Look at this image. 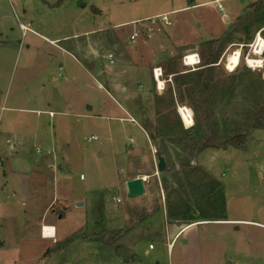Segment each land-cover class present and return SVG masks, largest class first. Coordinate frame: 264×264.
Instances as JSON below:
<instances>
[{
  "label": "rangeland",
  "instance_id": "rangeland-1",
  "mask_svg": "<svg viewBox=\"0 0 264 264\" xmlns=\"http://www.w3.org/2000/svg\"><path fill=\"white\" fill-rule=\"evenodd\" d=\"M260 5L264 13V0H0V41L9 42L0 46V134L17 130L31 137L22 151L6 157L9 168L0 166V264H125L116 257L120 249L129 252L130 264L156 257L166 262L168 208L189 213L194 221L172 243L188 242L189 256L213 258L216 264H230L232 258L243 264L253 256L254 264H264V130L249 132L247 116L236 115L248 133L245 151L210 148L191 161L175 144L189 128L178 108L189 105L179 100L165 73L174 63L183 73L196 71L199 67L183 65L184 57L198 55L201 66L206 45L248 14L251 22L234 33L216 68V80L225 82L222 90L229 84L232 89L228 76L248 69L247 56L264 60L248 47L263 30L261 20L252 24L260 12L249 14ZM163 15L171 26L161 24ZM19 25L31 32L22 37ZM260 34L264 38V31ZM51 39L64 52L50 45ZM236 49L242 56L229 71L224 64ZM154 68L163 73L161 90L152 78ZM43 73L46 105L36 90ZM245 77L252 82L247 70ZM27 90L31 100L21 102ZM221 91L215 97L223 110L215 108L212 117L220 139L221 120L239 109L234 96ZM156 151L166 162L162 173ZM187 163L195 168L181 170ZM135 179L144 181L145 192L131 198L126 183ZM12 188L23 194L14 195ZM28 192L30 207L23 199ZM222 219L236 222L238 230ZM44 222L56 226L53 241L41 240L30 227L41 230ZM116 234L121 235L114 245L100 240ZM67 242L60 255L46 256ZM132 255L141 262H133Z\"/></svg>",
  "mask_w": 264,
  "mask_h": 264
},
{
  "label": "trees",
  "instance_id": "trees-1",
  "mask_svg": "<svg viewBox=\"0 0 264 264\" xmlns=\"http://www.w3.org/2000/svg\"><path fill=\"white\" fill-rule=\"evenodd\" d=\"M262 8L263 5H260L249 14L253 17V15L260 12L255 17L252 24L261 20V23H263L261 27L263 30L261 32L263 33L264 13L261 11ZM248 16L247 14L241 21L236 22V25L228 34L206 45L207 52L204 58L205 62L199 66L196 71L183 73L175 63L168 65L169 67L166 68V75L173 78L175 89L179 92V100L181 102H187L189 109L193 112L192 125L184 130L182 135L175 139L177 148L183 150L191 161H196L203 151L210 148L227 149L233 147L237 150L245 151L248 133L242 132L243 126L236 122V115L244 113L247 116L246 119L250 121L248 123L249 132L264 130V82H247L245 75L246 70L248 75V69H244V73L240 75L231 74V76H228L227 81H230L234 86L232 89H230L229 84L224 86L222 90V85L225 82L216 80L218 77L216 68H218L217 64L220 57L226 47L232 43V36L234 33L240 30V27L244 25L243 23L245 21L246 23L251 22L248 21ZM182 89L184 90L180 93ZM218 91L223 92L225 95L234 96V101L239 106L238 111H235L232 116L221 120L225 130L222 139L218 138L217 122L215 123L212 121V117L215 116L213 112L214 109L216 108L215 110L218 111L219 107L221 111L223 110V107L219 106V98L215 97V93ZM181 99H183V101ZM156 154L160 155L162 153L156 151ZM194 168L195 167L189 163L180 166L181 170ZM172 174L173 172H170V175ZM165 190L167 191L166 187ZM166 218L169 225H176L177 223L186 225L188 222H194L191 220L192 217L189 213H183L179 210L170 208L166 211ZM220 221H225V219ZM120 235H103L100 240L105 244H114L119 240L118 238ZM68 244L70 243L61 244L59 247L48 251L46 256H51L60 252V250L65 248ZM117 248L118 247H116V249Z\"/></svg>",
  "mask_w": 264,
  "mask_h": 264
},
{
  "label": "crops",
  "instance_id": "crops-1",
  "mask_svg": "<svg viewBox=\"0 0 264 264\" xmlns=\"http://www.w3.org/2000/svg\"><path fill=\"white\" fill-rule=\"evenodd\" d=\"M25 13V11L23 12ZM28 32H31L30 30ZM32 34H34V32H32ZM21 36H22V32H21ZM48 43L52 46H54L55 48L61 50L64 52L63 48L61 47H58L57 44L59 43L57 39H51V40H47ZM9 42L6 41H0V46H3V47H8L9 45H7ZM22 46V45H20ZM26 50L28 51L30 46L26 45ZM51 56H48L47 55V58H50ZM74 57V56H73ZM80 58V57H79ZM62 68H59L58 70L60 71ZM41 81L39 82V87L41 88V90H39L38 88L36 89L37 91H39V95H38V98L37 100L38 101H41L42 103H44L45 105L49 103V100H48V97L46 98V96L44 95V91L46 90V84L47 83H44L43 81V78H44V73L38 77ZM0 83H4L0 81ZM1 89L0 88V93H1ZM29 91L27 90V92L23 93L22 96L20 97V101L23 102V101H26L27 103L30 102L31 100V96L29 97ZM53 98L55 99L56 97L53 96ZM18 99V98H17ZM17 99H16V102H17ZM19 106H25L26 104L24 103H19L18 104ZM1 110H4L3 107L0 108ZM16 109V108H15ZM13 111H20V112H25L26 110L24 109H16V110H13ZM130 122H134V120H129ZM21 133H19V131H15V132H12L11 130L8 132V133H5V134H0V161L3 163L2 166L6 165L8 168H9V164H7L5 162L6 160V157H8L7 159L9 160L11 157L15 156V154L19 151H22L24 148H23V145L22 143H25L27 138H30L31 137H28V136H24V135H19ZM16 135H19V136H16ZM7 136V137H6ZM1 166V165H0ZM6 167V168H7ZM0 190H4L3 188H1ZM11 191L14 193V195L16 193L18 194H23L22 193V190L21 189H18V188H12ZM27 196L26 198H23L25 201H27L29 203V207L31 205V196H30V193H26ZM23 205V204H22ZM10 208H12L13 210V207L11 206ZM43 215L42 216H45V212L46 210H43ZM45 214V215H44ZM165 217V216H164ZM166 219V218H165ZM221 223L223 225H226V226H232L231 229L233 228L234 231H237L238 230V226L237 225H232L233 223H236V222H232V220H225V221H221ZM41 228H51L50 230H48L49 234L52 235L53 234V231L55 229V237L57 236V229H56V226L55 225H52L51 222H44L41 224ZM33 227L34 228V231L36 234L35 236H40L41 240H47V241H53V238H48L49 236H46L45 234L44 235H40L41 234V230H40V226L38 228V226L36 227V224L35 225H30V227ZM165 231H164V239H162L163 241V246H167L169 247L170 251H166L168 255L171 254V259H168L166 262H160V258L159 257L157 259V257L155 258V260H146L143 264H216L215 261L213 260V258H209V259H203L201 257L199 258H196L194 256H189L188 253H187V250H188V242H185L182 238H180V240H177V243L176 245H173L172 243L174 242V240H176L177 237H180V236H183V232L184 230L186 229V226L185 225H180L179 227H177V225H169L167 223V221H165V227H164ZM119 240H117L118 242ZM116 242V243H117ZM115 244V243H114ZM113 244V245H114ZM149 249V248H148ZM176 249L175 253H174V250ZM125 252L126 254V258L123 259L121 257H118L116 255V257H118L119 259L123 260L125 262V264H130L129 263V259L130 257L128 256L129 255V252H127L125 249H121ZM150 251H154L155 248L153 247L152 249H149ZM64 251V250H63ZM62 251L56 253L57 255H60ZM114 255H115V252H114ZM258 253L256 254L255 256V259L258 258ZM136 255H132V259L133 257H135ZM137 258V256H136ZM250 258V260H249ZM232 259H235L237 261L236 264H238V259L237 258H232ZM253 260H254V257L251 256H246L244 258V261H243V264H252L253 263ZM153 261V262H151ZM231 261V259L229 260ZM133 262H138L140 263L141 262V259L140 257L138 258V261H135L133 260ZM254 264V263H253Z\"/></svg>",
  "mask_w": 264,
  "mask_h": 264
},
{
  "label": "built area",
  "instance_id": "built-area-1",
  "mask_svg": "<svg viewBox=\"0 0 264 264\" xmlns=\"http://www.w3.org/2000/svg\"><path fill=\"white\" fill-rule=\"evenodd\" d=\"M216 3H217V9H218L220 12H224L225 9L222 7V5L219 3V1H216ZM160 19H161L160 22H161V24H163L164 27H169V26H171V22L169 21L168 16L163 15L162 17H160ZM19 28H20V31L22 32V37H24V34H25L27 31H29L27 28H25V27L22 26V25H19ZM137 36H138V35H137L136 33H134V34L130 37V40H131V41H134L135 38H136ZM146 38H147V39H151V38H152V31H151V30H148V33H147ZM259 40H262V41L264 42V38L261 36L260 32H258V33L255 35L252 44H249V45H248V47L251 49L252 55H253V56H256V57H258V55H257L256 53H257L258 51H260V47H259V49H257ZM241 46H242V45H239L238 47L240 48ZM243 46H244V45H243ZM236 52L239 53V60H240V58H241V56H242V51L236 49L235 51L232 52V55H233L234 53H236ZM263 53H264V45H263V49H262V51H260V55H259V56H263ZM191 56H195V57H196V59H197V63H195L194 65H189V66H188V65H187V61H186V59H188V58L191 57ZM107 59L109 60V63L112 64V56H111V55H108V56H107ZM249 59H251V58L248 57V56L245 58L246 65H247V63L249 62V61H248ZM182 62H183V65H184V66L189 67V68H191V69H194V68L200 66V59H199L198 55H196V54H191V55H189V56L184 57V59L182 60ZM228 64H229V58L227 59V62L224 64L225 68H226L227 70H229V71H233L235 68L238 67V65H237L234 69H229ZM162 77H163V73H162V70H161L160 68H154V69L152 70V78H153V80H154L157 84H159V81H160V79H161ZM182 109L186 110L185 107H182ZM186 111H190V112H191V116H190L191 124L188 125V126H190V125H192L193 112H192L191 109H188V110H186ZM178 113H179V115H180V117H181V119H182L183 124L185 125V122H184V119H183V117H182V113H181V109H180V108H178ZM51 116H52V114H50V117H51ZM82 120L84 121V119H82ZM95 140H96V137H90V138L88 139V141H95ZM0 165H1V161H0ZM115 201H116L117 203H119V200H116V199H115ZM50 229H51V228H49V227H47V228H41V235H44V234H45L46 236H47V235H50V234H46V230L48 231V230H50ZM50 236L53 237V235H50ZM152 248H153L152 246L149 247V249H152ZM229 263H230V264H236L237 261H236L235 259H231V261H229Z\"/></svg>",
  "mask_w": 264,
  "mask_h": 264
},
{
  "label": "bare ground",
  "instance_id": "bare-ground-1",
  "mask_svg": "<svg viewBox=\"0 0 264 264\" xmlns=\"http://www.w3.org/2000/svg\"><path fill=\"white\" fill-rule=\"evenodd\" d=\"M263 45L264 42L262 40H259L258 42V47L257 49H259L260 47V51H262L263 49ZM260 51H258L256 54L259 56L260 55ZM187 61V65H194L195 63H197V59L195 56H191L188 59H186ZM249 62L247 63L248 66V70H249V78L250 81L252 82H264V60H261V58L258 59H249ZM239 64V53L236 52L234 53L232 56L229 57V64L228 67L229 69H234L237 65ZM163 84L161 83V81H159V90L162 89ZM181 109V113H182V117L184 119L185 122V126H188L189 124H191V120H190V116H191V112L190 111H186L188 110L187 107L186 110L182 109V106L179 107ZM46 234H49V232L46 230ZM48 238H53L50 235Z\"/></svg>",
  "mask_w": 264,
  "mask_h": 264
},
{
  "label": "water",
  "instance_id": "water-1",
  "mask_svg": "<svg viewBox=\"0 0 264 264\" xmlns=\"http://www.w3.org/2000/svg\"><path fill=\"white\" fill-rule=\"evenodd\" d=\"M151 139H153V135H150ZM157 159V172L158 173H162L165 171L166 169V162L165 159L161 156V155H157L156 157ZM126 188H127V192L129 197L134 198V197H138L144 194L145 190H144V181L142 179H135V180H131L128 181L126 183ZM117 256L121 257L123 259L126 258V254L123 250H118L117 251ZM135 261H138V258H134Z\"/></svg>",
  "mask_w": 264,
  "mask_h": 264
},
{
  "label": "clouds",
  "instance_id": "clouds-1",
  "mask_svg": "<svg viewBox=\"0 0 264 264\" xmlns=\"http://www.w3.org/2000/svg\"><path fill=\"white\" fill-rule=\"evenodd\" d=\"M191 126V125H190Z\"/></svg>",
  "mask_w": 264,
  "mask_h": 264
}]
</instances>
